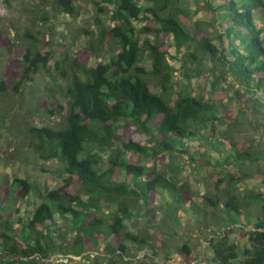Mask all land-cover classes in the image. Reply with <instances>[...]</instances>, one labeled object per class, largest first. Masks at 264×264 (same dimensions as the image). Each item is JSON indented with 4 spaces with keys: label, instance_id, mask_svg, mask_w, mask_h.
Instances as JSON below:
<instances>
[{
    "label": "trees",
    "instance_id": "trees-1",
    "mask_svg": "<svg viewBox=\"0 0 264 264\" xmlns=\"http://www.w3.org/2000/svg\"><path fill=\"white\" fill-rule=\"evenodd\" d=\"M50 1L57 14L75 15L78 0ZM90 1L96 29L85 30L89 40L80 52L63 43L57 58L54 49L40 50L41 32L17 34L26 43L12 89L37 82L44 70L51 79L47 97L55 98V88L61 95L48 110L60 125L26 130L41 159L63 165L64 180L44 195L21 178L0 189V264H53V257L65 264H160L166 249H172L166 258L176 253L191 264L197 256L188 244L159 246L149 231L173 237L167 229H183L186 217L206 235L212 264H264V0H195L213 13L209 22H192L195 11L183 0ZM102 54L105 61L93 62ZM206 58L214 90L223 82L237 86L250 125L262 132L248 148L233 140L235 122L226 123L219 139L206 135L229 118L189 83L184 89L176 81L178 72L188 81L200 78ZM6 83L0 78L3 118ZM198 140L204 152L192 151ZM166 158L160 169L148 163ZM180 162L198 172L233 169L219 172L205 193L179 186ZM21 201L24 216L14 212ZM136 219H146L149 230L133 231ZM238 230L247 237L244 245L233 240Z\"/></svg>",
    "mask_w": 264,
    "mask_h": 264
},
{
    "label": "rangeland",
    "instance_id": "rangeland-1",
    "mask_svg": "<svg viewBox=\"0 0 264 264\" xmlns=\"http://www.w3.org/2000/svg\"><path fill=\"white\" fill-rule=\"evenodd\" d=\"M143 2L148 5L147 0ZM182 5L195 11L192 22L196 20L209 22L212 19L211 17H213V13L210 10L203 9L202 4H196L195 0H183ZM75 6V15L71 16L62 13L57 14L50 0H0V78H6V84L9 87L4 99L9 104V108L6 109L7 116L3 118L0 115V118H3V120L0 119V189H11L12 183L16 178L25 179L33 183L43 195L63 184V165L54 160L45 161L41 159L34 140L26 130L27 125L54 128L60 125L61 119L59 117L48 114V110L60 102L59 89H53L54 99L47 97L45 89L51 85V79L44 70L37 76V82L28 83L17 93L12 89L15 82H13L11 77H14L16 81L21 76L26 41L18 38L17 34L23 35L27 30H31L34 34L41 32L38 38L40 40L39 48L43 53L54 49L57 51L56 56L58 58L61 55L60 50L63 49L61 47L63 43L68 45L75 43L76 47L74 50L76 53L81 51V48L89 40L85 30L95 31L96 29L94 8L90 0H78ZM46 15L49 16V20H42ZM102 20L105 19L103 18ZM141 26V24L137 25L138 28H141ZM2 37H4L3 41L1 40ZM147 37V35L142 34L143 39ZM22 41L23 43H21ZM182 55L183 52L177 54V58H182ZM107 58L108 55L102 54L101 57H95L92 60L95 63H99ZM53 63L51 68H55ZM202 63L205 71H203V75L200 78L188 81L183 79V74L179 72L175 77L179 86L182 85L186 89L189 83L195 94H203L206 100L216 102L219 108V116L229 118L225 119L224 123L219 124L215 131L212 129L205 130L206 135L219 139L227 128L226 123L235 122L238 125H236L237 129L232 130V136L233 140L241 147H250L251 142L256 138H258L257 141L261 140L263 138L262 132L250 125L252 121L251 113L244 106L243 101L235 95L237 86L235 85L236 87L232 88L229 83L223 82L214 90L212 86L213 75L210 71L212 62L209 58H206ZM174 64L177 68L182 65L179 60L174 61ZM229 80L232 82L231 78ZM3 106L4 104H0V110ZM252 118L254 117L252 116ZM191 146L193 152L205 151L203 143L199 140L191 144ZM233 152L232 149H229L228 154ZM209 156L213 157L211 154ZM198 157L202 158V156ZM216 157L219 156L217 155ZM165 162H168L167 158L160 159L158 162L152 159L148 160L150 166H157L159 169ZM260 166L264 168V161L261 162ZM199 168H202V166L199 165ZM225 168L230 171L233 166L221 169H213L211 167L208 171L202 169L198 172V169L191 168L186 162H180L181 173L178 184L180 187L184 184H190L192 189L206 193L207 186L213 187L217 176H220L219 172H224ZM222 176L224 175L222 174ZM40 202V199L37 198L36 204L38 205ZM14 206H16L14 212L19 209L23 216L27 214L23 201ZM21 206L24 207L20 208ZM258 209L257 205H255L253 213L258 215ZM209 211L213 212L214 210ZM193 222V219L186 217L183 220V229L180 227H174L171 230L167 229L168 232H174L175 235L173 237L161 236V238L154 227L149 230L146 226V219H136L134 222H130V227L133 231L148 229L155 235V238L157 237L158 242L156 243L159 246L162 241L168 246L180 248L184 244H188L197 256L191 264H212L208 252V244L205 241L206 235L194 227L196 225ZM233 240L240 245H244L247 237L244 232L238 230L234 233ZM171 251L172 249H166V252ZM166 252L161 253L160 264H186L185 259L180 254L174 253L169 258H166ZM139 258H142V256ZM75 259L81 260V258ZM51 263L65 264L67 259L53 257Z\"/></svg>",
    "mask_w": 264,
    "mask_h": 264
}]
</instances>
